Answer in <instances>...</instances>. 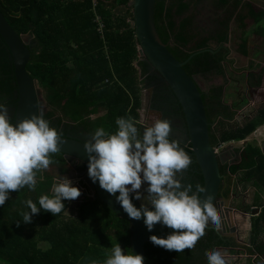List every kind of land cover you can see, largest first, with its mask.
I'll use <instances>...</instances> for the list:
<instances>
[{"label": "trees", "instance_id": "1", "mask_svg": "<svg viewBox=\"0 0 264 264\" xmlns=\"http://www.w3.org/2000/svg\"><path fill=\"white\" fill-rule=\"evenodd\" d=\"M107 1L96 0L93 6L92 0H0V10L11 27L20 35L32 37L34 44L28 46L30 59L26 70L46 91L49 107L43 115L46 120L53 115L52 106L57 105L63 117L81 124L91 133L98 127L115 132V122L120 117H130L140 127L137 123L140 105L138 77L132 64L136 58V40L127 21L132 16L130 9L126 8L129 0ZM187 8L188 3L184 0L155 1L156 29L162 42L179 61L186 60L196 50L206 48L205 42L186 48L191 39L185 35L188 18L179 25L175 18ZM95 14L104 21L103 38L95 29ZM261 16L252 14L253 18ZM245 45L243 39L240 50H245ZM225 57L224 53L203 51L195 54L183 67L191 76L196 73L224 74L221 63ZM138 65L141 73L146 71L143 62H138ZM14 91L13 62L0 36V103L13 102L15 107ZM222 97L223 86H215L208 93H202L213 146L243 140L257 125L264 124L263 105L257 110L256 117L243 125L216 132L213 125L231 120L235 113ZM100 111L102 114L96 118H89V115ZM186 151L192 163L183 182L191 183L195 190L196 185L203 187V178L190 147ZM241 153L239 163L227 167L220 165V173L229 180L232 175L241 173L239 181L242 187L246 188L245 184L250 183L264 191V147L247 143ZM50 159V165H56L62 173L65 171L63 166L68 160L62 154L52 153ZM36 179L34 191L27 186L10 191L9 199L0 206V264H104L117 243L125 251H131L128 220L118 217L88 189L75 215L65 214L69 207V201H65L64 209L55 216L41 211L32 216L30 223L22 222L23 213L29 211L24 202L28 199L37 202L41 195H51L52 192L54 181L51 175L41 169ZM229 182H225L227 186L224 188L222 181L219 196L229 195ZM259 193L255 191L252 204L260 208L250 220L252 244H256L257 238L264 234V198L260 203ZM170 231L163 229L154 235L166 236ZM46 243L48 247L41 248V244ZM230 245V240L221 236L219 230L207 227L192 250L185 249L180 253L156 246L148 240L144 245L145 263L207 264L206 253Z\"/></svg>", "mask_w": 264, "mask_h": 264}, {"label": "clouds", "instance_id": "2", "mask_svg": "<svg viewBox=\"0 0 264 264\" xmlns=\"http://www.w3.org/2000/svg\"><path fill=\"white\" fill-rule=\"evenodd\" d=\"M115 123V132L98 127L83 145L89 178L115 195L129 218L143 219L149 231L157 223L172 230L166 236L150 235L154 245L177 253L192 250L209 225L219 228L220 216L211 197L203 201L199 198V193L205 191L202 186L196 185L193 190L191 183H182L183 173L192 161L179 143L170 139V121L157 119L143 127L142 133L130 117H120ZM59 141L60 133L50 126L43 112L13 124L8 108L0 103V206L9 199L10 191L25 186L35 190L37 172L52 163L50 154L58 152ZM80 195L71 179L58 178L51 195H41L37 202H24L29 211L23 213L22 222L30 223L32 216L41 211L55 216L64 209L65 201ZM141 199L147 203L137 207L133 200ZM205 258L207 264H226L216 250L206 253ZM104 264H144V257L125 251L117 243Z\"/></svg>", "mask_w": 264, "mask_h": 264}, {"label": "water", "instance_id": "3", "mask_svg": "<svg viewBox=\"0 0 264 264\" xmlns=\"http://www.w3.org/2000/svg\"><path fill=\"white\" fill-rule=\"evenodd\" d=\"M155 1L130 0L126 5V8H129L132 14L130 28L133 29L138 42L140 61L146 65V69L160 76L161 81L166 83L169 91L178 102L188 144L203 178L205 191L199 194V198L203 201L211 197L220 216L219 228L211 225L208 228L219 230L221 235H225L224 233L227 231L235 232V228L233 226L230 227V214L233 212V209L228 206L230 198H221L219 196L223 178L220 173L222 151H216L215 146L210 142L209 123L202 99V91L197 85L194 76L189 75L183 67L195 54L202 51L214 52V50L209 48L197 50L191 53L186 60H177L167 48V44L162 42L156 29L154 20ZM0 36L7 45L13 62L16 104L12 110L11 117L13 118V124H15L32 114L40 113L38 83L26 70V65L30 59L28 46L32 38L31 36L28 38L27 34H18L8 23L1 10ZM25 38L30 39V42L25 40ZM84 143L85 141L81 139L60 136L58 152L62 154L65 160L77 159L81 161L87 170L88 155L84 150ZM82 177L91 192L106 207L118 217L128 220L130 249L133 253L141 254L144 257V264H146L144 245L149 240V236L169 228L157 223L149 231L143 223V219L129 218L116 201L115 195H110L106 190H103L98 182H92L88 173ZM133 203L137 207L142 204L139 202Z\"/></svg>", "mask_w": 264, "mask_h": 264}, {"label": "rangeland", "instance_id": "4", "mask_svg": "<svg viewBox=\"0 0 264 264\" xmlns=\"http://www.w3.org/2000/svg\"><path fill=\"white\" fill-rule=\"evenodd\" d=\"M107 1V3H109ZM120 12V11H117ZM123 13V12H122ZM121 13V14H122ZM130 13V12H129ZM128 17L127 19H129ZM132 22H129L131 24ZM264 27V26H263ZM264 31V30H263ZM29 38V35H28ZM135 39V37L133 36ZM235 39L240 41L238 37H235ZM25 40L30 42V39L25 38ZM240 43V42H239ZM246 46V45H245ZM247 49L249 52L252 51V47L247 45ZM254 50L259 53V59L261 62L264 63V44L259 43V45L254 46ZM257 59V57H256ZM233 62L237 64H226L223 63L222 67L224 70L223 75L219 74H210L205 75L204 77H201L205 80L206 85L216 84V83H227L230 84L227 86V90L224 93L223 91V102L229 101L232 103L231 110L233 109H243L239 113V117L236 119V113L233 115L231 120H228L225 125L223 123H218L217 125H213V129L216 132H219L222 127H235L236 125L243 124L253 118L257 115V110L264 105V99L259 95H253L250 92V88L255 89L257 86V79L259 76V73L257 70L251 71L250 73H241V69L239 67L234 66H240L241 64V56L237 60H235L232 57ZM134 67L137 70V77H138V88H139V100L140 105L138 112V118L137 121H142L145 126H150L156 118L159 117V113L151 108L149 106V97L151 91L148 88H145L144 83L142 82V73L140 71V66L138 65V62L134 63ZM264 70V69H263ZM264 71L261 73V76H263ZM246 75L249 76V80L246 82ZM251 84L252 86H250ZM226 88V86H223ZM38 88V97L41 105V111H48L49 107L46 104V91L44 88H42L40 85H37ZM201 88L205 90V86L201 84ZM224 88V89H225ZM248 96L249 99L246 103L242 104L243 99L245 96ZM241 105V106H239ZM51 110V107H50ZM52 114L53 116L57 117L59 120L62 119L61 113L62 111L57 105L52 106ZM103 111H100V113H95V115H89V118L94 119L97 115L102 114ZM69 120V119H68ZM71 121V120H70ZM69 121V122H70ZM76 123V122H72ZM264 125L259 126V129L254 134H250L244 139L245 141L241 140V142L233 141L231 143L225 142L220 144L219 147L220 150H224V155L226 156L227 152L231 156V163H236L239 161L238 157V150L241 149L242 146H244L247 143L257 145L259 148H262L264 146ZM228 154V155H229ZM51 155V154H50ZM58 156V155H56ZM223 159H225L223 157ZM64 169H67V166H63ZM47 173H52V175L55 177V173L57 172V175H63L61 177H67L71 179L75 186H77L80 191L81 195L74 199L69 201V207L66 210L65 214H72L75 215L76 209L79 207L81 201L84 199V194L82 192V187L79 185V180L77 179L76 175L69 174L66 176L67 172L61 173L60 168H58L56 165H49L47 169ZM55 174V175H54ZM241 179V173L236 174V178L232 175L229 182V200H228V206L233 209L232 214H230V227L235 228V232H225V236L228 237V239L231 242V245L228 247H217L215 248L216 251H219L222 256L224 257L226 264H264V234H261L259 238H257L256 244H252L250 242L251 239V225L250 220L251 216L257 215V213L260 211V208L258 206L252 205L255 191L260 192V203H262L264 198V191L260 190L254 185H251L250 183L245 184V187H242V182L239 180ZM57 181L54 180V184ZM82 183V182H81ZM83 184V183H82ZM225 197V196H224ZM226 198V197H225ZM139 203H147L146 200H137ZM220 232V231H219ZM48 247L47 243L45 245L41 244V248Z\"/></svg>", "mask_w": 264, "mask_h": 264}, {"label": "crops", "instance_id": "5", "mask_svg": "<svg viewBox=\"0 0 264 264\" xmlns=\"http://www.w3.org/2000/svg\"><path fill=\"white\" fill-rule=\"evenodd\" d=\"M184 2L188 3V8L180 16L176 17L175 21H176V24L179 25L184 18H188L189 22L185 26V29L187 30L185 32V35H189L191 39L186 48H188V46H192V45L194 46L202 42H205L206 48L214 50V52H211V53L219 52V53L225 54L226 57L222 61L221 65L225 62L226 64H229V63L233 65L237 64L235 63L236 61L233 62L232 57L235 60H237L239 56H241L242 61H241L240 66L235 65L234 68L239 67V69H241V73H246V74L254 70L258 71L259 76L257 79V84L255 85L257 87L255 89L250 88V92L252 91L251 94L259 95L264 99V73H263V76H261V73L264 71L263 70L264 63L261 62V60L258 58L259 53L254 50V46L256 44L259 45L260 42L264 44V31H263L264 30V27H263L264 26V0H184ZM252 14H262V16L260 18H253ZM95 29H96V24H95ZM132 34L135 37L134 31ZM235 37H238L240 39L239 41L240 43L238 42L237 39H235ZM243 39L246 43L245 50H242V49L240 50V44L242 43ZM135 40H136V37H135ZM171 41H174V39L172 38ZM247 45L252 47L251 52H249V50L247 49ZM138 47H139L138 42L136 40V58L134 59L132 63L133 66L135 62H140V57L138 54ZM203 49H200V50H203ZM243 51L245 54L241 53ZM210 74L215 75L218 73L214 72V73H209L205 75H210ZM205 75H201L200 73H196L192 75L194 76V79L197 85L199 86V88L201 89L202 93H208L209 90L215 86H226V88L223 87L224 93L226 92L227 86L230 84L229 82L206 85L205 80L201 78V77H204ZM219 75H223V74H219ZM245 80L246 82L247 80H249L248 75H246ZM201 84L206 87L205 90L201 88ZM249 85L252 86L251 84ZM242 99L246 100L247 102L249 97L246 95ZM224 103L232 107V103H230L229 101H224ZM242 110L243 109H240V108H237V109L235 108L232 110L236 113V119L237 117H239L238 115L240 111ZM226 122L228 121H224L223 125H225ZM137 123L140 125L139 128L142 133L143 127H145V124H143L142 121H137ZM243 124H240V125H243ZM263 125L264 124L257 125L256 129L251 134H254L255 132H257L259 129V126L261 127ZM222 128L224 129L226 127H222ZM263 139H264V134H263ZM243 141L245 140L243 139ZM231 142L233 141H228V143H231ZM237 142H241V140ZM243 147L244 146H242L241 149L238 150L239 159H241V154H242L241 151ZM221 151H222L221 153L222 154V157H221L222 164L221 165L227 167L233 164L230 162L231 160L230 154L227 152L226 153L227 155L225 156L223 154L224 150H221ZM223 157L225 159H223ZM239 162L240 160L237 161L236 163H239ZM44 172L47 173L48 170H44ZM47 174L53 177V181L54 180L57 181L58 178H62L61 176H63V175H60V176L57 175V172L55 173L56 175L54 174L55 177L52 175V173H47ZM42 175H43V171L41 173V176ZM233 176L234 178H236V175H233ZM228 181L230 180L227 178V182ZM226 184L227 183H225L224 188H226L227 186ZM225 197L229 198L230 196L228 195Z\"/></svg>", "mask_w": 264, "mask_h": 264}, {"label": "flooded vegetation", "instance_id": "6", "mask_svg": "<svg viewBox=\"0 0 264 264\" xmlns=\"http://www.w3.org/2000/svg\"><path fill=\"white\" fill-rule=\"evenodd\" d=\"M33 44L34 43H32L31 41L30 46ZM145 69H146V65H145ZM151 72L152 71H149L148 69L142 72V79H143L142 82L144 83L145 88H148L151 91L149 97V106L160 114L159 117L156 118L155 120L166 119L170 121L171 124L170 139H175L179 143V146L183 148L185 152H187L186 150L188 147H190V145L188 144V140H187L188 138L186 137L185 125L183 123L181 110L178 105V102L176 101L173 94L169 91L166 83L161 81L160 76L158 74H154L153 72L152 73ZM13 97L15 98V91ZM2 103L5 104L6 107L8 108V114L11 119L12 110L14 108L13 102L5 101V103L4 102ZM40 112H43V115H45L47 111H41V105H40ZM61 116H62L61 120H59L57 117L53 115L50 118L49 117L47 118V120L50 121V126L57 129L61 137L81 139L84 140L85 142L91 138L92 133L84 129L81 124L72 123V121L63 117L62 113ZM65 165L67 166V169H65L64 171L67 172V174L65 175H69V174L76 175L79 177V179H81L83 178L82 176L87 173L85 165L77 159H72V160L69 159ZM185 172L186 173H183L182 183H184L183 181L187 177V170ZM222 176H223L222 181L223 184L225 185L227 178L226 175L224 174ZM81 181H83V179H81ZM86 187L89 191H91L87 186V184ZM82 192L84 194L85 191L83 190ZM220 197L222 198L224 196H220ZM133 202H138V201L133 200ZM221 236L226 237L228 239V237L225 235H221Z\"/></svg>", "mask_w": 264, "mask_h": 264}, {"label": "built area", "instance_id": "7", "mask_svg": "<svg viewBox=\"0 0 264 264\" xmlns=\"http://www.w3.org/2000/svg\"><path fill=\"white\" fill-rule=\"evenodd\" d=\"M93 1V6H95L96 5V0H92ZM93 21H94V23L96 24V30L99 32V34H100V37L101 38H103V32H104V28H105V24H104V21L102 20V18H101V16L99 15V14H95L94 15V19H93ZM127 21L128 22H132V16L129 18V19H127ZM106 82H107V80H105ZM219 146V145H218ZM215 149H216V151H218L220 148L219 147H217V146H215ZM79 180V185H80V187H82V191L84 190H86L87 189V187H86V185L84 184H82L81 182V180L80 179H78ZM86 187V188H85Z\"/></svg>", "mask_w": 264, "mask_h": 264}, {"label": "bare ground", "instance_id": "8", "mask_svg": "<svg viewBox=\"0 0 264 264\" xmlns=\"http://www.w3.org/2000/svg\"><path fill=\"white\" fill-rule=\"evenodd\" d=\"M84 183V181H82Z\"/></svg>", "mask_w": 264, "mask_h": 264}]
</instances>
